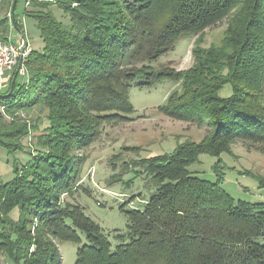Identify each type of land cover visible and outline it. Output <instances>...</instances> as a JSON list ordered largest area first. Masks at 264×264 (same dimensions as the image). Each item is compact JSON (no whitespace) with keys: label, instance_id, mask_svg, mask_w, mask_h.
<instances>
[{"label":"trees","instance_id":"obj_1","mask_svg":"<svg viewBox=\"0 0 264 264\" xmlns=\"http://www.w3.org/2000/svg\"><path fill=\"white\" fill-rule=\"evenodd\" d=\"M241 1L30 0L26 12L36 21L43 48L32 49L26 81L13 72L0 92V147L21 151V140L38 132L28 144L34 147L29 161L15 168L10 181H0V251L14 264H59L54 241L79 242V232L86 244L76 249L73 264H264V243L257 241L264 236V202L231 197L221 186L220 158L237 139L264 151V0H248L241 36L225 46L229 54L224 46L195 52L196 61L208 64L203 70L197 66L181 79L149 64L179 37L198 34ZM14 3L1 0L10 9V17H0L2 39L13 23ZM51 4L68 22L53 16ZM152 12L156 20L149 19ZM163 75L182 80L181 91L160 107L163 113L211 129L199 142L185 139L171 152L129 163L154 190L142 208L126 211L127 232L116 233L119 242L111 249L83 207L64 202L78 189L81 171L82 156L72 152L95 141L103 123L129 120L131 84H152ZM226 84L230 94L219 95ZM36 107L46 111L40 131L39 119L18 117ZM202 153L217 158L214 181L188 169Z\"/></svg>","mask_w":264,"mask_h":264},{"label":"rangeland","instance_id":"obj_2","mask_svg":"<svg viewBox=\"0 0 264 264\" xmlns=\"http://www.w3.org/2000/svg\"><path fill=\"white\" fill-rule=\"evenodd\" d=\"M247 4L248 0L233 4L218 18L203 27L198 34L182 35L171 51L160 54L149 64L154 69L167 71L170 77L175 78L177 74L181 79L184 73L197 66H201L203 70L202 65L208 66V64L204 62L201 65V62L196 61L195 52L201 49L205 51L211 47L225 48L229 40H237L245 23ZM49 8L56 19L63 23L68 22V17L56 4H51ZM29 9L30 0H15L11 33L13 37L22 38L24 35L33 50L41 51L43 42L35 19L26 12ZM156 9L160 10V7ZM153 12L149 15V19L156 20ZM5 15L10 17L9 6H0V17ZM149 22L152 25V21ZM230 52L229 48H225V54ZM211 68L213 70L212 64ZM6 76L7 73L3 71L0 80L4 81ZM181 79L172 80L163 75L157 80H152V84L144 86L131 84L128 94L133 111L128 114L129 120L114 119L115 122L103 123L95 141L85 148L72 152L82 156L81 171L76 185L78 189L73 191L72 196L65 195L64 202L80 204L85 214L99 224L111 243V249L119 242L115 237L116 233L127 232L126 211L133 207L142 208L144 199H147L154 190L148 177H145L143 172L133 169L129 163L141 157L171 152L185 139L199 142L211 129L209 124L198 125L193 121L176 119L161 110L160 107L174 90L181 91ZM18 80L21 81L22 77L18 76ZM1 85L0 82V92H3L5 90ZM230 91V85L226 84L219 90V95L227 96ZM45 112V109L36 107L31 111L19 113L18 117L30 123L39 119L40 131L47 125ZM37 133L31 131L21 140L24 146L21 151L8 153L5 148L0 147V181H10L15 176V168L20 169L29 161V151H33L34 147L28 144L34 141ZM130 147L135 149H125ZM229 150L220 155L224 166L222 188L236 200L263 203L264 151L241 139L232 141ZM116 154H119V157L112 160L113 155ZM216 159L208 153H202L199 155V161L190 165L188 169L196 176L214 181L212 164ZM113 165L114 169H112ZM11 215L16 218L17 210H13ZM30 230L32 234L35 231L32 228ZM78 234L79 242L57 239L54 241L61 258L59 264L74 263L76 249L86 244L85 235L80 232ZM257 241L264 243V236ZM34 250L35 246L31 245L29 253H33ZM0 264L14 263L0 251Z\"/></svg>","mask_w":264,"mask_h":264},{"label":"built area","instance_id":"obj_3","mask_svg":"<svg viewBox=\"0 0 264 264\" xmlns=\"http://www.w3.org/2000/svg\"><path fill=\"white\" fill-rule=\"evenodd\" d=\"M31 52L32 48L24 35L16 42L10 38H0V76L3 71L14 69L24 75L25 63Z\"/></svg>","mask_w":264,"mask_h":264},{"label":"crops","instance_id":"obj_4","mask_svg":"<svg viewBox=\"0 0 264 264\" xmlns=\"http://www.w3.org/2000/svg\"><path fill=\"white\" fill-rule=\"evenodd\" d=\"M12 25H10V29H9V33L7 38H10L13 41V38L15 39L14 41H18V36L13 37L12 29H11ZM13 72L17 73L16 70H5V73H7V76L4 78V81H2V79L0 80V82L2 83L1 88L6 90L8 88L9 82H10V77L13 75ZM18 76L22 77V80L20 82L26 81V76L17 73ZM17 76V77H18ZM24 77V78H23Z\"/></svg>","mask_w":264,"mask_h":264}]
</instances>
